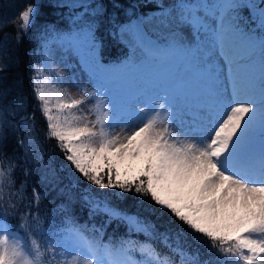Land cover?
Listing matches in <instances>:
<instances>
[{
	"label": "snow or ice",
	"instance_id": "obj_1",
	"mask_svg": "<svg viewBox=\"0 0 264 264\" xmlns=\"http://www.w3.org/2000/svg\"><path fill=\"white\" fill-rule=\"evenodd\" d=\"M77 6L84 8L85 15L91 8L72 5ZM34 11L29 5L20 13L18 33L29 30ZM245 11H255V15L246 19ZM163 15L187 25L195 33V43L174 39L166 47L156 45L143 31V18L122 26L121 35L129 36L134 48L142 52L146 58L142 63L222 58L228 65L231 93L207 125L196 133L176 129L170 94L156 97L155 104H146L131 114V120L121 121L119 107L113 115L105 98L109 89L103 82L95 91L79 89L80 98L76 99L62 85L58 87L51 75H45L44 68H37L33 91L47 123L48 138L57 141L65 159L92 185L134 190L170 211L209 242L218 264H264V0L259 4L255 0H177ZM93 27L86 21L78 31L57 39L81 54L85 63L97 66L102 81L119 79L135 68L131 60L107 69L100 65ZM257 51L261 60L258 84L241 64L250 62ZM51 71L59 79L61 74ZM93 98L94 102L87 104ZM82 104L94 120L80 109ZM24 119L27 127L29 118ZM3 127L0 119V141L4 139ZM13 167L0 160V204L5 185L14 183ZM93 208L126 220L130 230L149 232L148 225L123 216L106 203L95 202ZM33 220L21 217L26 244L0 219V264H196L194 256L168 244L167 238L164 243L178 261L150 242L127 239L118 245L104 243L74 225L64 228L59 239H46L47 230L39 216Z\"/></svg>",
	"mask_w": 264,
	"mask_h": 264
},
{
	"label": "trees",
	"instance_id": "obj_2",
	"mask_svg": "<svg viewBox=\"0 0 264 264\" xmlns=\"http://www.w3.org/2000/svg\"><path fill=\"white\" fill-rule=\"evenodd\" d=\"M88 1L0 0V111L4 120L0 160L14 166V183L11 187L5 185L0 218L10 223L26 244L28 236L20 228L21 217L34 223L33 218L38 215L44 227L60 229L73 224L89 238L113 245L127 239L150 242L159 252L178 261L179 257L164 243L167 238L168 244L194 256L196 264H218L216 253L208 248L209 242L170 211L134 190L123 192L92 185L65 159L57 141L48 138L32 77L37 68H44V74H48L44 60L48 46L57 36L86 21L92 23L101 62L115 66L132 55L133 43L129 36L121 35V27L143 18L142 28H148L157 13L164 11L161 0H95L86 15L84 8L72 7L89 5ZM29 5L35 9L33 20L27 32L18 33L19 15ZM93 9L97 14H92ZM251 15L255 11L244 13L246 19ZM73 19L82 24L71 25ZM24 118H29L27 127ZM95 202L106 203L123 216L137 218L149 226V232L130 230L126 220L94 210ZM33 235L41 237L37 232Z\"/></svg>",
	"mask_w": 264,
	"mask_h": 264
},
{
	"label": "rangeland",
	"instance_id": "obj_3",
	"mask_svg": "<svg viewBox=\"0 0 264 264\" xmlns=\"http://www.w3.org/2000/svg\"><path fill=\"white\" fill-rule=\"evenodd\" d=\"M93 1L95 0H89V5ZM176 2L177 0H161V9L164 11L157 13V16L151 20L150 27L143 28L147 37L161 47L168 46L174 39H180L184 43H195V33L187 25L174 22L171 17L163 15L166 11L171 10ZM255 3L259 4L260 0H255ZM73 23L82 24L75 19L71 20V25ZM79 28L73 27L70 32L78 31ZM97 44L99 46L98 42ZM99 52L100 49L98 48L99 64L105 69L113 67L112 65L106 66L101 62ZM145 59L142 52L132 45V55L117 65L131 60L135 68L130 69L119 79L102 81L101 70L97 66L85 63L81 54H78L73 48L65 46L56 38L48 46L44 67H47V75L52 76L58 87L62 85L64 89H67L72 98H80L79 89L87 88L89 91H95L96 85L103 82L109 89L105 98L109 100L113 115L116 112V107H119L121 121L131 120V114L138 112L139 108L146 104H155L156 97L170 94L174 125L176 129L185 132L196 133L201 130L202 126H206L214 111L221 103L227 101L231 93L228 65L222 63V58L214 57L212 60L177 58L163 64L142 63ZM260 63L258 51L250 62L241 61L243 71L245 73L251 72L256 77L257 84L259 82ZM52 69L61 74L59 79L51 71ZM93 102L94 98L89 100L87 104ZM80 109L89 115L90 120L95 119L88 113L87 105H80ZM0 119L3 117L0 116ZM116 132H120L119 127L116 128ZM256 147L259 148V134L256 137ZM8 225L10 233H18L13 230L10 223ZM71 225L73 224L57 229L44 227L42 224L43 228L47 230L46 239H59L62 230ZM18 234L22 236L20 233ZM42 243H44V239H42Z\"/></svg>",
	"mask_w": 264,
	"mask_h": 264
}]
</instances>
